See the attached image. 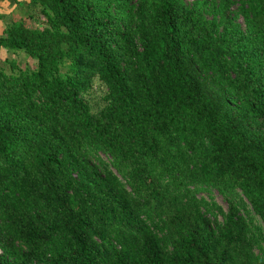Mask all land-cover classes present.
<instances>
[{"label": "trees", "instance_id": "1", "mask_svg": "<svg viewBox=\"0 0 264 264\" xmlns=\"http://www.w3.org/2000/svg\"><path fill=\"white\" fill-rule=\"evenodd\" d=\"M30 2L0 36L38 62L0 59V264H264V0Z\"/></svg>", "mask_w": 264, "mask_h": 264}, {"label": "rangeland", "instance_id": "2", "mask_svg": "<svg viewBox=\"0 0 264 264\" xmlns=\"http://www.w3.org/2000/svg\"><path fill=\"white\" fill-rule=\"evenodd\" d=\"M195 0H187L192 3ZM19 2V3H18ZM0 12L3 17L0 18V36L3 35L4 30L8 28L12 22L26 20L27 24L32 27H37L44 24V18L37 8L31 7L30 0H0ZM243 23V20H241ZM0 59L2 67L9 73L13 71L12 63L15 62L21 69H35L38 62L30 57L23 51L9 52L5 48L0 49ZM107 93V87H105L99 80H96L94 86L87 98L93 105L100 106L103 104V98ZM215 199L226 209L228 204L218 192H215ZM208 197V194H204Z\"/></svg>", "mask_w": 264, "mask_h": 264}]
</instances>
